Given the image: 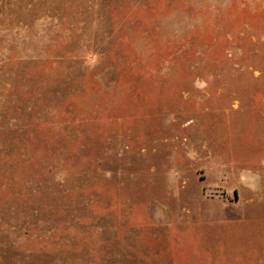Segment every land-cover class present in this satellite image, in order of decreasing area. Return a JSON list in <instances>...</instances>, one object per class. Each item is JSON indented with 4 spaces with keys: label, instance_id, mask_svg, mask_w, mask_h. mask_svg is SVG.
I'll list each match as a JSON object with an SVG mask.
<instances>
[{
    "label": "rangeland",
    "instance_id": "374dc122",
    "mask_svg": "<svg viewBox=\"0 0 264 264\" xmlns=\"http://www.w3.org/2000/svg\"><path fill=\"white\" fill-rule=\"evenodd\" d=\"M0 264H264V0H0Z\"/></svg>",
    "mask_w": 264,
    "mask_h": 264
}]
</instances>
